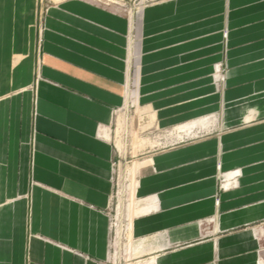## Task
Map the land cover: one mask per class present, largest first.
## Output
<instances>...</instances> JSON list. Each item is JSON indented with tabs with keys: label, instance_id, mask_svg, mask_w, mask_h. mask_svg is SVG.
<instances>
[{
	"label": "crops",
	"instance_id": "crops-1",
	"mask_svg": "<svg viewBox=\"0 0 264 264\" xmlns=\"http://www.w3.org/2000/svg\"><path fill=\"white\" fill-rule=\"evenodd\" d=\"M132 22L0 0V264H107L132 51L165 135L129 169L130 238L147 264H264V0H156L133 47Z\"/></svg>",
	"mask_w": 264,
	"mask_h": 264
},
{
	"label": "rangeland",
	"instance_id": "rangeland-1",
	"mask_svg": "<svg viewBox=\"0 0 264 264\" xmlns=\"http://www.w3.org/2000/svg\"><path fill=\"white\" fill-rule=\"evenodd\" d=\"M100 4L127 14L132 22L131 42L132 47L136 40V27L139 13L145 5L156 0H96ZM133 49V48H132ZM132 51V50H131ZM132 51L131 69L129 73V96L126 100V108L119 113V122L111 131L113 141L117 145L118 162L115 175V190L110 199V229L111 238L109 242V259L107 264H147L149 260L147 253L138 249L140 242L130 238L127 224L133 211L130 207L136 201V194L129 190V185L135 180L129 174L133 167V161L149 155L152 151L159 149L164 144L162 135L152 122L151 115L147 110L138 109L140 106L136 97V63ZM218 65L215 73H219ZM218 82L216 81V85ZM162 138V140H160ZM155 143V144H154ZM152 144V145H151ZM137 180V176H136ZM131 204V205H130ZM121 229H123L121 233ZM142 244V243H141ZM152 264V262H148Z\"/></svg>",
	"mask_w": 264,
	"mask_h": 264
},
{
	"label": "bare ground",
	"instance_id": "bare-ground-1",
	"mask_svg": "<svg viewBox=\"0 0 264 264\" xmlns=\"http://www.w3.org/2000/svg\"><path fill=\"white\" fill-rule=\"evenodd\" d=\"M121 232H122V229H121Z\"/></svg>",
	"mask_w": 264,
	"mask_h": 264
}]
</instances>
